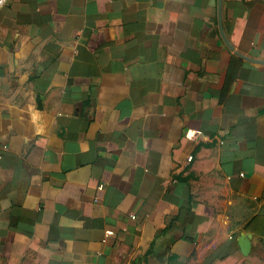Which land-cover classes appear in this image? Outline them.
I'll list each match as a JSON object with an SVG mask.
<instances>
[{
	"label": "crops",
	"instance_id": "1",
	"mask_svg": "<svg viewBox=\"0 0 264 264\" xmlns=\"http://www.w3.org/2000/svg\"><path fill=\"white\" fill-rule=\"evenodd\" d=\"M0 264H264V0H8Z\"/></svg>",
	"mask_w": 264,
	"mask_h": 264
},
{
	"label": "water",
	"instance_id": "2",
	"mask_svg": "<svg viewBox=\"0 0 264 264\" xmlns=\"http://www.w3.org/2000/svg\"><path fill=\"white\" fill-rule=\"evenodd\" d=\"M242 244L243 251H246L248 249V244L244 239L242 240Z\"/></svg>",
	"mask_w": 264,
	"mask_h": 264
},
{
	"label": "built area",
	"instance_id": "3",
	"mask_svg": "<svg viewBox=\"0 0 264 264\" xmlns=\"http://www.w3.org/2000/svg\"><path fill=\"white\" fill-rule=\"evenodd\" d=\"M8 0H0V9L7 4Z\"/></svg>",
	"mask_w": 264,
	"mask_h": 264
}]
</instances>
